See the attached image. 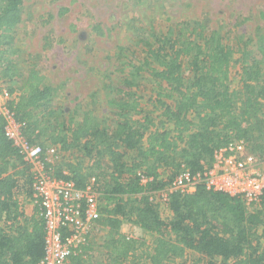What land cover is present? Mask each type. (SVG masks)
Listing matches in <instances>:
<instances>
[{
  "label": "trees",
  "instance_id": "trees-1",
  "mask_svg": "<svg viewBox=\"0 0 264 264\" xmlns=\"http://www.w3.org/2000/svg\"><path fill=\"white\" fill-rule=\"evenodd\" d=\"M22 10L23 0H0V72L15 82L7 87L13 96L8 107L29 141L55 147L60 156L80 154L45 165L80 188L90 183L102 204L96 231L67 264H177L187 263L191 252L203 264H264V192L249 204L203 184L192 193L172 192L163 208L157 197L181 167L191 173L205 169L214 150L231 139L264 155V25L254 32L259 54L249 47L251 39L223 42L218 29L200 22L181 21L153 42L141 39L146 54L135 70L147 72L154 83L151 107L141 106L134 81L125 77L124 86L116 87L120 95L107 101L116 116L108 132L91 110L77 125L72 115L50 118L58 88L45 83L34 66L22 72L6 58ZM259 17L264 22V11ZM28 170L0 117V264H37L44 253L40 207L35 204L30 216L24 209L25 200H33ZM141 175L151 179L142 183ZM124 222L152 235L151 244L122 232Z\"/></svg>",
  "mask_w": 264,
  "mask_h": 264
},
{
  "label": "rangeland",
  "instance_id": "rangeland-1",
  "mask_svg": "<svg viewBox=\"0 0 264 264\" xmlns=\"http://www.w3.org/2000/svg\"><path fill=\"white\" fill-rule=\"evenodd\" d=\"M261 11L264 0H23L22 22L15 29L6 58L19 64L22 72L34 66L45 76V83L58 88L55 113L50 118L62 115L65 120L72 115L73 125H77L91 110L100 129L111 132L116 116L107 101L120 95L117 88L124 86L125 77L134 81L132 90L141 106L151 107L154 83L147 72L135 70L146 54L141 39L153 42L181 21L200 22L206 29H218L225 36L223 42L251 39L249 47L257 53L254 32L258 25H264ZM244 17L248 19L244 21ZM259 34H264V29ZM232 68L231 83L236 85L238 65ZM11 83L15 85L0 72V92ZM56 153L51 162L74 160L80 155ZM254 153L264 159V155ZM121 229L142 239L145 247L151 244L152 235L138 225L124 222ZM187 260L177 264H203L201 256L193 252Z\"/></svg>",
  "mask_w": 264,
  "mask_h": 264
},
{
  "label": "built area",
  "instance_id": "built-area-1",
  "mask_svg": "<svg viewBox=\"0 0 264 264\" xmlns=\"http://www.w3.org/2000/svg\"><path fill=\"white\" fill-rule=\"evenodd\" d=\"M11 97L7 90L0 92V117L7 139L22 154L29 168L33 203L40 207L43 217L44 253L37 264H67L69 256L85 243L95 222L102 216L100 195L90 183L80 188L70 179L52 175L45 161L57 148L44 149L24 136L20 122L8 107ZM150 179L141 175L142 183ZM200 184L246 204L257 203L264 192V159L242 140L231 139L224 147L214 150L212 163L205 169L191 173L181 167L170 186L157 193L161 208L172 192L192 193Z\"/></svg>",
  "mask_w": 264,
  "mask_h": 264
},
{
  "label": "crops",
  "instance_id": "crops-1",
  "mask_svg": "<svg viewBox=\"0 0 264 264\" xmlns=\"http://www.w3.org/2000/svg\"><path fill=\"white\" fill-rule=\"evenodd\" d=\"M58 154L57 153H55L53 156L52 155H49L48 156V158H47V162H49L50 164L49 165H53V166H55L56 164H58V163H54V161L52 160V162H51V157H56ZM63 164V163H62ZM66 171V170H65ZM67 172V171H66ZM32 201V202H31ZM25 200V204H24V209H25V213H26V215H28V216H30V215H32L33 214V212H34V203H33V201L34 200ZM121 228H122V226H121ZM96 231V229H94L92 232H91V234H90V236L91 235H93L94 234V232ZM121 231H122V229H121ZM93 233V234H92Z\"/></svg>",
  "mask_w": 264,
  "mask_h": 264
}]
</instances>
